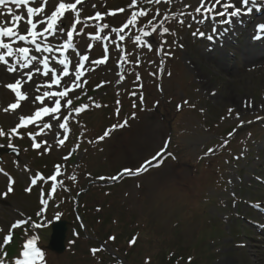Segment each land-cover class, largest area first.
I'll list each match as a JSON object with an SVG mask.
<instances>
[{"label": "rangeland", "instance_id": "rangeland-1", "mask_svg": "<svg viewBox=\"0 0 264 264\" xmlns=\"http://www.w3.org/2000/svg\"><path fill=\"white\" fill-rule=\"evenodd\" d=\"M199 2L173 0L169 5L162 0L159 5H148L137 0L134 9L128 7L132 0H88L80 5L77 33L83 28L84 34L75 35L76 48L81 54L90 52L86 49L91 43L95 46L87 73L80 81L83 89H76L69 98L73 99V108L85 104L88 108L79 114L72 113L70 131L61 132L59 138L56 129H45L47 134L36 137V143L46 140L50 151H45L48 145L43 144L34 149L33 140L27 136V132H39L45 121L38 123L39 127L20 129L24 138L11 141L20 151L19 158L5 153L0 162V235L15 232L18 236L23 232L22 238L6 246L10 264L24 259L25 244L21 246L20 240L38 233L44 246L37 245L44 253L43 264H121L112 262L113 252L120 247L126 264H148L146 256L152 258L148 260L150 264H264V213L248 204L251 201L264 208V184L255 177L264 180V119H257L264 118V67L228 76L213 69L207 59L197 63L193 58L199 56L207 42L193 33L198 30L212 34L216 22L200 24V15L192 20L191 16L172 18L171 14L194 12ZM230 2L243 7L240 0ZM185 4L191 8L185 9ZM119 7L125 8L120 15H107L102 21L94 19L97 11L107 13ZM141 8L152 11L147 18L138 17L136 25L124 29L121 35L125 39L118 41L111 28H120L132 11ZM156 8L160 9L153 21L158 25L157 33L162 32V27H168L170 32L148 37L144 32L152 31L148 20L155 16ZM220 10L218 6L217 11ZM66 16L69 26L74 13ZM89 17L93 19H86ZM179 19H184V25ZM103 23L109 29L101 31ZM100 33L110 45L111 58L104 65L94 66L90 61L102 59L103 52L99 40H91L88 35ZM136 35L141 36L140 42L135 41ZM162 41H166L163 51L157 48ZM149 42L152 50L147 47ZM225 48L228 63L242 66L241 48ZM168 51L173 53L171 57L166 55ZM71 54L75 57L74 51ZM90 67L95 70L89 71ZM161 67L163 74L158 71ZM102 82L103 86L97 88ZM207 83L206 92L203 85ZM4 84L0 81V127L7 132L18 123L20 115H30L35 109L23 102L16 112L5 113L3 108L14 102L15 94ZM97 104L100 106L96 107ZM65 115L68 112L62 104L61 121ZM124 121L125 126L112 129ZM106 130L109 135L98 140ZM64 136L68 138L61 147L58 139ZM8 144L7 136L0 137V145L11 148ZM209 149L213 151L209 153ZM65 156L69 157L66 161ZM153 157L158 158L156 164L148 167L145 162H152ZM57 164L61 165V172L52 181L48 178L55 174ZM143 165L146 170L137 174L136 170ZM125 169L132 174L111 179ZM72 175L76 176L75 181L70 179ZM92 181L94 186L87 191L85 188L93 185ZM53 185L55 191L51 190ZM28 188L31 191H26ZM85 199L91 208V223L102 231L97 233L100 238L118 233L114 229H126L129 236L141 229L136 244L130 248L126 240H121L119 247L110 243L111 248L104 247L110 254L102 260L96 257L98 253L94 256L90 249L94 242L85 241L83 235L94 241L97 238L94 234L90 237L94 231L87 230L78 214ZM57 214L70 223L67 247L60 254L46 251L50 230L40 232L51 226ZM21 219L30 222L13 231L12 223ZM42 221L50 223L32 226ZM3 246L0 237V264H8V257L2 254ZM36 264L42 263L37 260Z\"/></svg>", "mask_w": 264, "mask_h": 264}, {"label": "snow or ice", "instance_id": "snow-or-ice-1", "mask_svg": "<svg viewBox=\"0 0 264 264\" xmlns=\"http://www.w3.org/2000/svg\"><path fill=\"white\" fill-rule=\"evenodd\" d=\"M162 0H144L145 4L148 5H159L161 4ZM164 3L171 5L173 0H163ZM84 3V0H75L74 3L72 2H64V0H0V8L5 9V11L0 12V17H3L7 15L10 17L9 20H2L0 19V71H3L5 74H8L12 77V80L14 82L5 83L4 87L11 92L15 94V102L10 103L7 107L3 108V111L5 113L10 112H16L17 109L21 108V102H30L33 108L35 109L34 112L30 115H20L18 117V123L15 124L14 127L10 128L7 132L0 127V137L7 136L9 140V144L7 147H11L13 151H18L19 149L12 145L11 141L13 138H19L23 139L24 135L21 133L20 129H27L29 125H35L39 127L38 121H41L42 118L48 117V120L43 123V127L40 128L39 132H27V136L33 140V148L34 149H40L42 144L48 145V142L46 140L42 141L41 143H36V137L38 135L47 134L44 132L45 129L48 130V132H52L54 127L56 129L55 135L57 138H59L61 132H68L69 129V117L72 116V113L75 112L77 114L81 113L85 109L88 108V105H80L78 107L73 108V99L69 98V94L74 92L76 89H83V85L80 83L81 76H82V70L84 69L85 65L81 63V61H89L88 55H80L79 50L76 48V45L73 42L74 34L77 35H83V28H81L80 32L77 33L76 25L81 24V16L80 12L82 9H78L77 5H82ZM240 3L243 7H237L235 3L230 2V0H224L222 3V0H200L199 5L195 7L194 12H184L181 11L179 13H172V18H175L177 16L184 17V16H191L192 20H197V15L202 16V19L198 20L197 22L200 24H204L205 21H215L216 23L212 27V34L207 35L208 40H213L216 35H224L226 34L229 29L228 28H222L220 32H217V25H231L234 17H241L247 13H251L253 11V7L250 5H260V0H240ZM29 4H38L39 6H28L26 8L27 13V19L25 21V25L23 29H21V26L18 22L24 20V17L17 14L15 9L21 8L22 5H29ZM137 0H132V3L128 5L130 9H134L136 7ZM93 8H95V5H92ZM220 6L221 10L217 11V7ZM185 9L191 8V5L185 4ZM48 9V11H46ZM229 9H232V11H229ZM71 10L72 13H74L73 23L68 26L66 25V21L69 19L68 16L65 14L68 13ZM119 12H124V8L117 9ZM152 11L151 8H141L140 10L132 11L131 16L129 19L125 21V23L120 28H111V31L114 33H121L124 31V29L128 28L130 25L134 26L138 22L139 18H147L149 13ZM50 12V14H49ZM105 15H115V12L109 11L107 13H100L95 12L94 19L102 20ZM160 15V9L156 8L155 16H153L152 19L148 20V25L152 26L151 32H144L145 36L151 37L152 35H162L167 34L170 32V29L168 27H162V32L157 33L158 25L153 24V21L156 19L157 16ZM39 18L38 22H35L34 18ZM217 17H220L221 19L217 20ZM86 19H93L92 17L86 18ZM164 19H169V15L166 12ZM181 25H184L185 21L184 19H179L178 21ZM163 23V22H161ZM38 24L42 25V30H38ZM148 25H145L147 27ZM87 25H85L86 27ZM191 27V25H188ZM109 25L107 23H103L100 26V30L103 31L104 29H109ZM70 29V30H69ZM258 29L264 33V23H261L258 25ZM23 30L24 34H21V31ZM48 34V35H45ZM193 35H200L205 36L206 34L204 32H200L197 30V32H194ZM49 36H51V41L49 40ZM5 38L7 39V42L5 41ZM38 38L43 41V43L38 42ZM97 40L100 39L99 36L95 37ZM260 38V37H257ZM63 39L64 42L60 43L59 40ZM119 39L123 41L125 37L123 35L119 36ZM28 42L30 45L34 46L35 52L37 54H31V49L28 46H18L14 47L13 45L17 42ZM135 41L140 42L141 36L136 35ZM166 43V41H162L160 44L157 45V48L161 51H163V45ZM175 43V41H174ZM181 48L183 45H179ZM119 47V46H117ZM147 47L149 50H152L153 45L152 43H148ZM73 49L75 52L74 61L72 59H69V57L66 55L64 58L59 59L57 62V65L55 67H50V61L49 57L47 55H43L41 58V55L43 53H52L54 51H61V50H68ZM6 50V51H2ZM90 50V49H86ZM105 51H107L105 46ZM166 55L171 57L173 53L171 51L166 52ZM8 58H14L15 63H10ZM108 61L107 54L102 59L92 60L90 61L91 65L99 66L104 65ZM137 63H139V59L137 60ZM164 61H161V64H163ZM43 65V71L42 75L45 78V80H49L50 83H41L37 84L33 81V76L35 74L41 73V68L39 65ZM74 66V74L70 73L69 66ZM60 69L62 71L61 75H55V78H52L50 76V73H56L57 69ZM94 67H90L89 71H94ZM158 71L163 74L164 69L161 67L158 69ZM151 75H156V73H151ZM169 76H171V73H168ZM62 77L67 78L64 80L63 84V90L60 91H51L52 85L61 86ZM86 83V81H85ZM101 84L97 85L96 87H102ZM23 84H31L32 85V91L33 96L31 99L29 98L28 91H21V88ZM41 88H44L45 91L41 93ZM132 95H135V93H132ZM47 98V99H46ZM77 99L80 97L77 96ZM92 99L91 97L89 98ZM143 94L140 95V100L143 103ZM63 101V108L65 111L68 112V115H65L63 117V120L61 121V108H62V102ZM187 104V101L184 102ZM39 105V107H37ZM48 105H52L49 107ZM117 105H119V101H117ZM96 107H99L100 105H95ZM133 107H135V103H133ZM182 107V105H178V108ZM248 107H251L249 104ZM232 109H229V114H231ZM117 115H119V108H117ZM133 116H135V113H133ZM237 118H239V113H237ZM257 119H264L261 117H257ZM244 121H241V125H243ZM251 123V121H249ZM127 124V121H124L121 125H113L112 129H115L116 127H123ZM109 135V131L106 130L105 133L98 137V140L103 141L106 136ZM231 135V133L229 134ZM67 136H64V139H58L59 146H64L65 140H67ZM226 146V142L225 145ZM0 147H3L0 145ZM78 148L79 145H76ZM51 146L48 145L45 148V151H50ZM25 151H27L25 149ZM162 152L164 149L161 150ZM213 149H209V153H211ZM159 156L160 153H157ZM207 155V154H206ZM69 157L65 156L63 159L66 161ZM153 160L156 159V157L152 158ZM146 165H150L151 161L145 162ZM55 168V174L51 175L48 179L52 181H56L57 175L61 172V165L57 164L54 166ZM146 167L141 166V168L136 170V173L139 174L141 171H145ZM128 174L131 175L132 172L129 169H125L123 173L112 177L111 179L116 180L120 178V175ZM41 179H44L41 175ZM71 180L75 181L76 176L72 175L70 177ZM100 179H104V177H100ZM32 184H36V180L33 179ZM61 184H63V181H60ZM56 190V186H52V191ZM8 191L11 192L12 188L9 187ZM26 191H31L30 188L26 189ZM3 195H7V193H4ZM55 218H59V214H57ZM30 221H25L23 219L17 220L11 227L13 228H19L22 225L28 224ZM47 223H50V221H42L39 225L33 223V227H42L46 226ZM2 231V230H0ZM4 239L11 241L13 237L11 235H8L4 237ZM39 237L38 236H31L27 238L26 244L24 246L25 250L23 252L24 259L17 260L16 264H36V261L38 259H42L44 256V253L41 251L39 247H37V241ZM110 239L115 240V237H110ZM136 238L134 237L131 241H129L130 244L135 243ZM101 251L99 248H93L91 249L92 254L95 256L97 252ZM191 258H189L190 260Z\"/></svg>", "mask_w": 264, "mask_h": 264}, {"label": "bare ground", "instance_id": "bare-ground-1", "mask_svg": "<svg viewBox=\"0 0 264 264\" xmlns=\"http://www.w3.org/2000/svg\"><path fill=\"white\" fill-rule=\"evenodd\" d=\"M253 7V11H257L258 9H256V5H250ZM5 11V9H4ZM14 11L17 12V14L21 15L22 17H24V20L18 22L21 26V29H23L24 25H25V21H26V16L24 14V6L22 5L21 8L19 9H15ZM252 11V12H253ZM251 12V13H252ZM249 17V16H248ZM247 16H241V17H234V20L232 21V24L229 25V29L232 28V30L228 31V35L223 36V37H218L219 35H216L215 38L213 40H211L210 42H208V45L205 46L206 49H204L198 57H194L193 59L195 61H197V63L201 64L202 63V59H207L209 60L213 65L212 68L217 70L218 72H222L225 73L228 76H234V75H238L237 72H239V70L243 73H246V71H255V70H259L260 68L264 67V37L262 40L259 41H255L254 37L253 38H247L245 36V34H243V42L242 43V53H243V63L242 66L240 65H236V67H232L230 65V63H228L229 57L226 55V51L225 50H221V46L222 43L225 42L226 38L232 39V38H238L239 35L241 34L242 30H244L245 28L248 27V21H247ZM257 18V16H256ZM3 20H9L10 17H8L7 15L3 16L2 18ZM258 20H263L258 19ZM264 21V20H263ZM220 38V39H219ZM41 39H39L40 41ZM221 40V41H220ZM41 42V41H40ZM42 43V42H41ZM31 49V54H37L35 52V48L33 47H29ZM41 55V58L43 55H47L49 57V61H50V67H55L57 65V62L60 58V56L58 54H55L54 52L52 53H43V54H39ZM11 61V59L9 60ZM74 61V60H73ZM15 63V62H14ZM73 66V65H72ZM246 66V67H245ZM39 67L41 68V73L40 74H35L33 76V81L37 84H41L42 83V79H43V75H42V71H43V65H39ZM246 69V71H245ZM74 73V66H73V72ZM210 73V72H208ZM201 80V79H200ZM0 81L1 84L6 82H14L12 80V77L8 74H5L3 71H0ZM203 81V79H202ZM208 83L203 85L204 90L206 91L209 87H208ZM21 90H26L29 93V98L31 99V97L33 96V91H32V85L31 84H23ZM51 91H56V87H54L52 85L51 89H49ZM43 91H45L44 88H41V93H43ZM207 92V91H206ZM47 99V98H46ZM243 101V99L241 100V102ZM30 103V102H29ZM31 104V103H30ZM39 105H37L38 107ZM43 119H45L46 121L48 120V117H44ZM55 129V127H54ZM264 145V143H263Z\"/></svg>", "mask_w": 264, "mask_h": 264}, {"label": "water", "instance_id": "water-1", "mask_svg": "<svg viewBox=\"0 0 264 264\" xmlns=\"http://www.w3.org/2000/svg\"><path fill=\"white\" fill-rule=\"evenodd\" d=\"M64 231H65L64 222H62V224H59L54 229L53 240L55 243L58 244L57 250H59V251H62L64 249Z\"/></svg>", "mask_w": 264, "mask_h": 264}]
</instances>
